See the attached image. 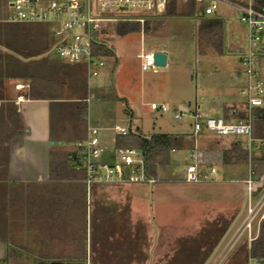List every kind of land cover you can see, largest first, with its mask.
<instances>
[{
  "label": "rangeland",
  "instance_id": "rangeland-1",
  "mask_svg": "<svg viewBox=\"0 0 264 264\" xmlns=\"http://www.w3.org/2000/svg\"><path fill=\"white\" fill-rule=\"evenodd\" d=\"M210 4L206 1L199 10L203 12ZM8 5L9 0H0V81L9 80L14 71L13 74L41 78L69 89V94L63 92L64 102L33 106L22 116L30 135H50L56 146L62 143L55 148L58 156L74 153L78 129L86 122L91 129H107L101 133L107 140L114 137L116 129L137 130L145 139L178 135L192 136L194 140L192 151L169 152L166 162L156 168L158 183L154 188L130 186L136 188L141 205L140 219H129L132 228L130 223L115 227L116 220L122 219L114 215L117 211L111 208L113 203L94 209L86 187L80 190L75 181L68 185L77 187L73 192L76 197L69 194L67 186L59 189L61 213L51 224L41 219L43 203L38 200L48 189L0 185V264H118L117 260L120 264H139L161 241L171 243L173 248V259L166 264H248L245 236L234 246L233 237L245 219L249 169L216 162L230 140L247 139L210 133L195 137L192 118L197 113L204 118L225 120L223 106L242 107L236 101L237 90L244 82L238 56L247 53L248 32L240 23L239 12L223 1L214 3L216 9L208 18L222 23L223 49L218 53L199 33L200 21L166 19L160 11L161 19L146 24L143 33L123 38L110 34L107 46L113 57L105 59V71L88 79L83 66L68 65L49 54L53 44L49 28L5 23ZM150 49L164 50L167 65L157 68L156 74L140 73L131 63L132 55ZM23 54L31 64L17 61ZM256 62L264 77V57ZM76 100L77 103L71 102ZM87 100L84 119L81 113ZM210 102L214 103L212 107ZM152 104L165 105L169 112L162 115L151 111ZM178 106L187 112L179 121L174 120L180 113ZM127 109L134 115L131 120L124 116ZM208 147L213 148V154L207 151ZM189 153L194 154L198 164L214 163L218 175L198 185L180 180L189 164ZM24 170L35 173L32 161H25ZM25 195L38 202L27 201ZM118 204L122 207L124 203ZM139 227L143 237L138 234ZM125 229L133 230L132 235ZM124 235L126 245L135 244L133 253L139 255L141 251L142 256L128 255L125 260L113 256L114 242ZM205 245L211 249L205 250Z\"/></svg>",
  "mask_w": 264,
  "mask_h": 264
},
{
  "label": "built area",
  "instance_id": "built-area-1",
  "mask_svg": "<svg viewBox=\"0 0 264 264\" xmlns=\"http://www.w3.org/2000/svg\"><path fill=\"white\" fill-rule=\"evenodd\" d=\"M185 3L188 0H180ZM194 13L197 17H209L215 11V2L220 0H192ZM211 2L203 12L199 6ZM241 5H230L240 14V23L248 32L247 53L238 56L243 68L244 82L237 90L236 101L240 104L244 118L236 121L232 116L239 109L232 108L227 113V120L222 118H204L194 114L193 135L195 137L210 133L220 137L246 138L249 142L250 112L263 106L264 77H261L257 59L264 57V14L252 9V0H237ZM169 0H9L5 23L10 25H38L50 29L53 44L49 54L55 55L60 61L84 67L86 77L96 78L104 69V61L100 55L101 34L110 26L118 23H135L141 32L146 24H150L159 12L167 6ZM143 35V34H141ZM109 38V36H107ZM106 46V45H104ZM51 52V53H50ZM154 49L133 53L131 63L140 73L156 74L154 65ZM167 62V61H166ZM231 97V96H230ZM233 100L234 97H231ZM235 101V100H234ZM235 101V102H236ZM88 103V101H86ZM213 103V102H212ZM151 111L167 114L165 105H150ZM174 120L179 121L185 112L179 111ZM182 113V114H181ZM115 136L125 137L130 133L116 129ZM72 153L75 171L83 175L80 181L88 191L95 184L146 185L154 186L155 180L147 173L142 153L134 148H106L100 139L97 129H86L84 139L77 141ZM37 181L42 182L40 169L36 170ZM212 169H200L194 154L189 153V164L182 176L187 184H203L217 176ZM247 200L245 219L233 237V246L245 236L246 248L256 241L260 224L264 222V187L253 197V183L245 182ZM264 186V182L262 183ZM248 264H258L250 260Z\"/></svg>",
  "mask_w": 264,
  "mask_h": 264
},
{
  "label": "crops",
  "instance_id": "crops-1",
  "mask_svg": "<svg viewBox=\"0 0 264 264\" xmlns=\"http://www.w3.org/2000/svg\"><path fill=\"white\" fill-rule=\"evenodd\" d=\"M223 2L227 4V2ZM228 5L231 4L228 3ZM204 18L209 19L208 17ZM160 19V17H157L154 21L151 22V24L156 23V21ZM155 51L166 54L164 50ZM17 61L25 64L29 62V64L32 63L30 61V58H28L26 54H23L22 57L20 56V60ZM103 71H105V66ZM13 72L14 71L11 72L12 74H10L9 80L0 81V185L5 184L15 186L16 184H20L23 186L25 185L27 187L34 186L48 189V193H44L40 198H38V200L41 204L43 203L41 205V211L44 215L41 217V219H44V223L46 220H48L51 224L52 219L54 217L59 218V214L61 213L60 205L58 204V202H60L59 199L61 197L59 189L68 186L66 182H57L51 180L49 174L51 154L56 153L55 148H60L62 146V143L60 142L56 146V142L50 135H45L41 137L30 135V129L26 125V122H24L22 116L26 113L27 109H30L33 106H39L48 103L64 102L65 100H63L62 98L63 92L65 95L66 91L68 92L69 89L66 86H64L63 89L59 88L56 83H53L52 81L51 83L45 82L41 78H36L32 76H22L19 75L18 72L14 74ZM67 94H69V92ZM71 102L77 103L78 101L76 100ZM83 104L85 107H87V103ZM213 104L214 103L210 102L209 107H212ZM178 110L182 112L186 111V109L181 106H178ZM125 111L124 116L129 118L125 114ZM138 115L139 114L137 112V116ZM131 119L132 118H130V120ZM87 128H89L88 122H86L85 126L83 125L81 129H78L79 133L76 136H78L79 139L77 141L84 139ZM97 130H99L101 142L106 148L114 146L115 141L118 138H122L114 135L112 139L107 140L106 138H103V135L101 137V133L106 132L107 129ZM128 131L130 133H134L136 130L132 131L128 129ZM37 154H40L41 156L37 157ZM26 160H28V162L32 161V166L35 167V173H25L24 165ZM72 166L74 167L73 164ZM37 169H40L41 171V183L37 181ZM182 176L180 177V180H182ZM154 180V186H156L158 183L157 178L155 177ZM61 184H63V186H60ZM130 186L131 185L95 184L89 188L86 194L90 195V204L93 206L94 209L98 206L104 205L107 202H111L113 203L112 205L115 204V206H117L115 208L111 205V208L114 210V212L117 211L114 215H116L119 219L121 218L122 220H116L114 224L115 227H120L119 225L127 226V223H130L129 227L132 228L133 225L129 219L135 217L140 219L141 205L138 197L136 196V188L135 190H133ZM154 186L148 187L154 188ZM67 191L72 197L77 196V194H73V192L76 191L75 187H67ZM151 194H153L152 191ZM23 197H27V201H32L33 199L34 201L38 202L37 199H34L35 197L32 198L27 195ZM119 201H122L124 203L122 207L119 206ZM41 227L42 226L39 225L40 229H42ZM126 232H130V235H132L133 230L131 232L130 230L125 229V233ZM138 234H141L143 237L141 228ZM116 241L117 242H114V247L112 249L115 252L113 256H115L116 259L125 260L123 258H126V256L128 255L130 257H132L133 255L134 257L142 256L141 251L139 255L133 253V249H135V244L133 245L132 243H130L129 245H126V235H124L121 240L116 239ZM121 246H123L122 253L121 251L119 252V248ZM127 246H129V248H127ZM226 248L227 247H225V249ZM206 249H211V247H207V245H205V250ZM228 249H230V247H228ZM168 250L170 253L167 255ZM172 250L173 248L171 243L161 241V243L155 245L154 252L149 254V256L147 255V258H144L141 262L139 261L138 263L166 264L168 262H171L173 259ZM126 252L128 254H126ZM100 258H102V256H100ZM101 260L103 262V258ZM101 260L99 259V261ZM117 263L120 264L118 260ZM53 264L58 263L54 262Z\"/></svg>",
  "mask_w": 264,
  "mask_h": 264
},
{
  "label": "trees",
  "instance_id": "trees-1",
  "mask_svg": "<svg viewBox=\"0 0 264 264\" xmlns=\"http://www.w3.org/2000/svg\"><path fill=\"white\" fill-rule=\"evenodd\" d=\"M231 5H241L237 0H223ZM180 3V4H179ZM252 9L254 11L264 14V0H252ZM180 7V8H179ZM164 18H190L200 21L199 33L207 44H209L216 52L221 53L223 49V41L221 34L222 23L219 20L206 19L204 17H197L194 13V5L192 0L181 3L179 0H169L167 6L163 9ZM146 25L143 28L145 30ZM141 32L140 26L135 23H118L110 26L106 32L101 34L100 42L103 44L100 49V55L103 59H110L113 57L112 51L107 46L110 39V34L116 37L123 38L130 34H138ZM106 45V46H104ZM222 111L225 120L227 115L225 112L231 111L232 107L223 106ZM241 110V108L239 109ZM82 117L86 119L85 106L82 108ZM129 118H133V113L129 110L125 111ZM236 121H242L244 114L238 111L236 115L232 116ZM250 140L234 139L228 142V147L222 151L217 158V164L222 166L230 165H244L248 166L249 179L253 183V197H256L262 189L264 182V100L263 106L251 110L250 112ZM202 136V135H201ZM193 137L189 136H170V135H156L149 139L141 137L138 131L128 133L125 137L118 138L115 141V147L134 148L139 150L145 159L147 173L150 177L155 178V171L158 166H161L168 159L169 152L181 151L187 149L193 150ZM216 145H218L216 143ZM214 147V146H213ZM207 151L214 152L212 147H208ZM213 154V153H212ZM252 154L254 157L251 156ZM72 154H67L66 157L58 156L57 153L51 154V162L49 167L50 179L57 182H78V188L84 189V185L79 183L83 179L82 174H76L73 169V161L69 160ZM68 158V159H67ZM162 159L163 161H159ZM70 165V166H69ZM197 165L202 169L214 168V163H201ZM70 168V169H69ZM68 188L71 186L68 185ZM77 189V187H75ZM248 250L247 258L256 260L258 264H264V222L260 224L259 235Z\"/></svg>",
  "mask_w": 264,
  "mask_h": 264
},
{
  "label": "water",
  "instance_id": "water-1",
  "mask_svg": "<svg viewBox=\"0 0 264 264\" xmlns=\"http://www.w3.org/2000/svg\"><path fill=\"white\" fill-rule=\"evenodd\" d=\"M153 61H154V65L157 68H163L167 65L166 62V54L162 53V52H155L153 53ZM70 160H73V158L71 157Z\"/></svg>",
  "mask_w": 264,
  "mask_h": 264
}]
</instances>
